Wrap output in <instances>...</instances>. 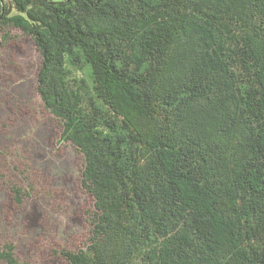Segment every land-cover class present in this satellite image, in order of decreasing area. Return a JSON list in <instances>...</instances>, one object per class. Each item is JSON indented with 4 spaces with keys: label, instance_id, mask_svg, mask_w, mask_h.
<instances>
[{
    "label": "trees",
    "instance_id": "1",
    "mask_svg": "<svg viewBox=\"0 0 264 264\" xmlns=\"http://www.w3.org/2000/svg\"><path fill=\"white\" fill-rule=\"evenodd\" d=\"M9 28L93 197L67 264H264V0H0Z\"/></svg>",
    "mask_w": 264,
    "mask_h": 264
},
{
    "label": "rangeland",
    "instance_id": "2",
    "mask_svg": "<svg viewBox=\"0 0 264 264\" xmlns=\"http://www.w3.org/2000/svg\"><path fill=\"white\" fill-rule=\"evenodd\" d=\"M8 31L4 41L0 29V246L14 243L18 257L33 264H67L61 252L87 241L93 211L81 184L83 157L61 142L60 122L37 92L34 41ZM12 183L29 192L21 204Z\"/></svg>",
    "mask_w": 264,
    "mask_h": 264
}]
</instances>
